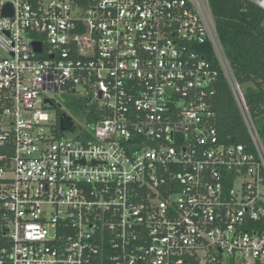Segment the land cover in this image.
Masks as SVG:
<instances>
[{
    "label": "built area",
    "instance_id": "obj_1",
    "mask_svg": "<svg viewBox=\"0 0 264 264\" xmlns=\"http://www.w3.org/2000/svg\"><path fill=\"white\" fill-rule=\"evenodd\" d=\"M219 71L253 150L213 127ZM89 92L101 119L61 133L45 101ZM0 264H264V151L209 0H0Z\"/></svg>",
    "mask_w": 264,
    "mask_h": 264
},
{
    "label": "trees",
    "instance_id": "obj_2",
    "mask_svg": "<svg viewBox=\"0 0 264 264\" xmlns=\"http://www.w3.org/2000/svg\"><path fill=\"white\" fill-rule=\"evenodd\" d=\"M209 5L224 54L264 151V10L251 0H209ZM207 58L214 61L211 52ZM214 89L210 108L220 141L253 150L251 136L221 71ZM101 117L93 107L86 118L87 128L91 129Z\"/></svg>",
    "mask_w": 264,
    "mask_h": 264
},
{
    "label": "rangeland",
    "instance_id": "obj_3",
    "mask_svg": "<svg viewBox=\"0 0 264 264\" xmlns=\"http://www.w3.org/2000/svg\"><path fill=\"white\" fill-rule=\"evenodd\" d=\"M58 107L50 109L61 114H66L73 122L85 129V118L88 110L93 107H87L92 102L91 92L84 97L72 96L64 97L61 95H51ZM80 101L83 103L80 105ZM82 106V107H81ZM95 108V107H94ZM69 136H66L68 138Z\"/></svg>",
    "mask_w": 264,
    "mask_h": 264
},
{
    "label": "water",
    "instance_id": "obj_4",
    "mask_svg": "<svg viewBox=\"0 0 264 264\" xmlns=\"http://www.w3.org/2000/svg\"><path fill=\"white\" fill-rule=\"evenodd\" d=\"M2 15L11 16V8L9 5L3 8ZM32 47L35 53H40L42 50V45L40 43L34 42L32 43ZM45 103L48 104V108L50 109L56 108V106L53 103H50L48 101H45ZM59 128H60L61 133H65V132L72 133L73 128H72V122L70 121V118L63 114L59 120Z\"/></svg>",
    "mask_w": 264,
    "mask_h": 264
}]
</instances>
